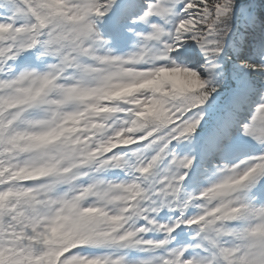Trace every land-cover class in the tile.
I'll return each instance as SVG.
<instances>
[{
  "label": "snow or ice",
  "instance_id": "1",
  "mask_svg": "<svg viewBox=\"0 0 264 264\" xmlns=\"http://www.w3.org/2000/svg\"><path fill=\"white\" fill-rule=\"evenodd\" d=\"M0 264H264V0H0Z\"/></svg>",
  "mask_w": 264,
  "mask_h": 264
}]
</instances>
